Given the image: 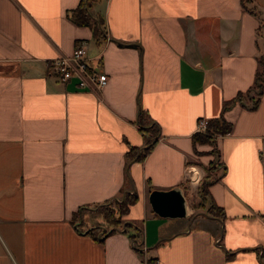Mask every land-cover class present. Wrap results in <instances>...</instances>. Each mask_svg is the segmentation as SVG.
Listing matches in <instances>:
<instances>
[{
	"label": "crops",
	"instance_id": "0c3cea01",
	"mask_svg": "<svg viewBox=\"0 0 264 264\" xmlns=\"http://www.w3.org/2000/svg\"><path fill=\"white\" fill-rule=\"evenodd\" d=\"M81 3L0 0V264H264V90L250 109L264 0H95L99 43L71 19ZM77 42L109 74L99 93L49 75ZM221 116L230 133L194 142ZM151 126L157 141L131 159ZM213 146L223 171L206 205L223 217L200 205ZM176 186L190 216L160 217L151 191ZM130 188L122 227L74 222Z\"/></svg>",
	"mask_w": 264,
	"mask_h": 264
},
{
	"label": "trees",
	"instance_id": "16d2710c",
	"mask_svg": "<svg viewBox=\"0 0 264 264\" xmlns=\"http://www.w3.org/2000/svg\"><path fill=\"white\" fill-rule=\"evenodd\" d=\"M95 0H82V3L80 6L73 10L71 12V19L78 25L82 26H88L93 30L94 38L99 43L102 39L105 38V22L104 18L99 15H93L91 14L92 4ZM260 68L256 75V82H255V88L252 91V99L253 104L251 105L250 109H256L258 106L259 99L261 97V94L264 90V76L261 78V69L264 67V57H260L259 59ZM257 90L258 93H254V91ZM249 95V94H248ZM243 96V94L239 95V99ZM231 105V102H227L224 105V111H226ZM142 131L144 133V136L147 139L146 147H144L142 150L138 148L131 147L130 151L128 153V156L131 159H136L137 161H141L145 155L148 153L150 148L153 146V144L157 141L158 131L156 130L155 126L151 127H142ZM232 131V123L228 122L223 116L220 118H214L209 121V124L207 126L206 133H200L197 132L194 134L193 139L194 142L199 143H211L213 142L216 135H226ZM214 179L210 182H206L205 186L202 188L201 184L204 182V177L200 182L199 187V196L201 197V203L200 205L206 210V212L213 216V217H223L224 212L223 209L215 202H213L212 198H210V204L206 205V202L209 198V186L211 183H213ZM138 199L137 193L132 192L131 188L124 194V198L120 200H115L112 203L109 204H103L96 206L101 209H105V220L106 223H108V226L110 227H120L123 222L121 221V217L126 214L129 211V208L131 205H133ZM119 210V211H118ZM214 210H218L221 212V215H217ZM81 213V212H78ZM110 221H109V217ZM131 227L130 224H127L124 229H128ZM109 228V227H108ZM99 229V228H98ZM96 228H94V231L92 233L96 236ZM107 232L104 231L103 234Z\"/></svg>",
	"mask_w": 264,
	"mask_h": 264
},
{
	"label": "built area",
	"instance_id": "2783aa9c",
	"mask_svg": "<svg viewBox=\"0 0 264 264\" xmlns=\"http://www.w3.org/2000/svg\"><path fill=\"white\" fill-rule=\"evenodd\" d=\"M98 57H91L84 43H76L70 55L60 54L51 60L49 75L61 83L75 81L77 86L87 92L99 93L109 82V74L100 68ZM209 120L201 119L198 132L206 133ZM158 137V136H157ZM264 150H262V156ZM150 264H159L158 261Z\"/></svg>",
	"mask_w": 264,
	"mask_h": 264
},
{
	"label": "water",
	"instance_id": "95a60500",
	"mask_svg": "<svg viewBox=\"0 0 264 264\" xmlns=\"http://www.w3.org/2000/svg\"><path fill=\"white\" fill-rule=\"evenodd\" d=\"M152 210L163 218H188L189 203L180 186L169 190H152L149 195Z\"/></svg>",
	"mask_w": 264,
	"mask_h": 264
},
{
	"label": "rangeland",
	"instance_id": "374dc122",
	"mask_svg": "<svg viewBox=\"0 0 264 264\" xmlns=\"http://www.w3.org/2000/svg\"><path fill=\"white\" fill-rule=\"evenodd\" d=\"M263 76H264V67H262V69H261V78H263ZM254 93L256 94V93H258V91L255 90ZM210 144H213V142H211ZM209 152L212 154L213 159L208 165H206L204 182L201 184L202 188L205 186L206 182H210L211 180L215 179L223 171V168H222L221 163H220V157H219L218 149L213 146ZM121 198H122V196H120V199ZM214 212L217 215H221L220 214L221 212H219L218 210H214ZM84 217L87 218V223L89 224V226L96 225V223H98V221L106 222V220H105V209H101V208H99L98 210H95L94 212L83 211L81 213H76L73 217V220L77 225H81V220H83ZM110 218H111V216L109 217V221H110ZM89 226H87L86 228H88ZM121 227H122V224H121ZM101 231H102L101 229H97L96 234H99Z\"/></svg>",
	"mask_w": 264,
	"mask_h": 264
}]
</instances>
